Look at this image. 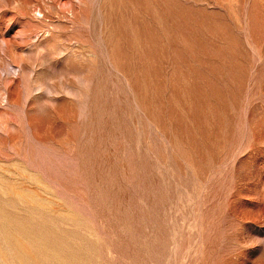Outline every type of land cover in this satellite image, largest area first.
Returning a JSON list of instances; mask_svg holds the SVG:
<instances>
[{
	"label": "rangeland",
	"instance_id": "rangeland-1",
	"mask_svg": "<svg viewBox=\"0 0 264 264\" xmlns=\"http://www.w3.org/2000/svg\"><path fill=\"white\" fill-rule=\"evenodd\" d=\"M0 264H264V0H0Z\"/></svg>",
	"mask_w": 264,
	"mask_h": 264
}]
</instances>
